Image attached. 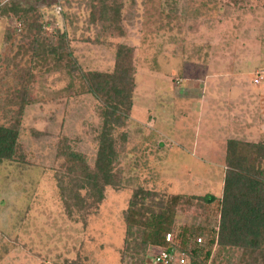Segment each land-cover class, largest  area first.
<instances>
[{
  "label": "rangeland",
  "instance_id": "rangeland-1",
  "mask_svg": "<svg viewBox=\"0 0 264 264\" xmlns=\"http://www.w3.org/2000/svg\"><path fill=\"white\" fill-rule=\"evenodd\" d=\"M11 1L38 10L49 22L45 35L64 32L84 72H111L116 46L134 49L132 109L121 131L128 138L114 165L122 186L105 189L100 206L87 209L85 226L76 208L65 210L57 175L67 148L92 165L99 102L77 94V77L69 87L63 68L30 67L32 35L10 15ZM122 1L120 25L107 30L91 0H0V126L23 106L15 155L0 160V264H140L121 259L133 190L220 197L227 140H264L261 0ZM7 29L13 32L5 43ZM25 69L35 78L27 80ZM16 236L21 251L12 248ZM215 249L206 264H216ZM154 253L145 264H156ZM232 257L224 264H237Z\"/></svg>",
  "mask_w": 264,
  "mask_h": 264
},
{
  "label": "trees",
  "instance_id": "trees-1",
  "mask_svg": "<svg viewBox=\"0 0 264 264\" xmlns=\"http://www.w3.org/2000/svg\"><path fill=\"white\" fill-rule=\"evenodd\" d=\"M261 1L264 7V0ZM8 6L10 15L32 35L28 48L33 63L30 67L43 73L63 68L71 79L69 87L77 77V94H90L99 102L101 126L92 165L83 154L67 148L68 151L62 152L67 160L66 168L57 175L65 210L71 213L72 207L76 208L81 216L79 221L85 226L87 209L100 206L105 189L122 186V174L114 165L128 138L121 131L132 109L134 49L118 44L111 72H84L73 57L64 32L56 29L53 35L47 36L44 28L49 22L40 21L38 10L33 7L20 10L12 1ZM91 7L106 28L120 25L122 0H91ZM12 32L7 29L5 43L12 38ZM23 72L27 80L35 78L29 69ZM23 93L20 100L24 101L26 94ZM21 96L19 92L18 97ZM22 111L20 104L17 119L6 127L0 126V160H11L15 155ZM224 163L220 197L181 194L165 197L143 188L133 190L123 212L122 262L129 259L145 264L150 249L154 248L184 254L188 264H206L215 245L216 264L230 263L233 255L237 256V264H264V140H227ZM167 234L172 236L171 242H166ZM197 238H203L202 243H197ZM63 263L78 264L67 260Z\"/></svg>",
  "mask_w": 264,
  "mask_h": 264
},
{
  "label": "built area",
  "instance_id": "built-area-1",
  "mask_svg": "<svg viewBox=\"0 0 264 264\" xmlns=\"http://www.w3.org/2000/svg\"><path fill=\"white\" fill-rule=\"evenodd\" d=\"M166 242L172 241V236L170 234L166 235ZM197 243H202L201 238H197ZM154 261L156 264H188L184 254H180L176 251H168L166 249L157 250L154 253Z\"/></svg>",
  "mask_w": 264,
  "mask_h": 264
},
{
  "label": "crops",
  "instance_id": "crops-1",
  "mask_svg": "<svg viewBox=\"0 0 264 264\" xmlns=\"http://www.w3.org/2000/svg\"><path fill=\"white\" fill-rule=\"evenodd\" d=\"M18 238H19V236H16L15 239H14V242H12L11 239H10V240H11V244H12V245L14 244V245L12 246V248H13L14 250L17 249V251H21L22 249H24V248H23L24 246H22V245L19 243ZM16 242H17V243H16ZM19 244L21 245V247H15V245H19ZM20 245H19V246H20ZM23 253H25V252L23 251Z\"/></svg>",
  "mask_w": 264,
  "mask_h": 264
}]
</instances>
